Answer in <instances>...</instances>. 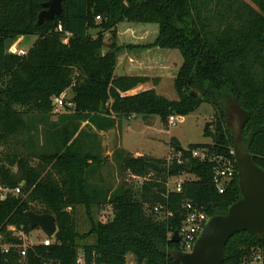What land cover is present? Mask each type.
<instances>
[{"label":"trees","instance_id":"16d2710c","mask_svg":"<svg viewBox=\"0 0 264 264\" xmlns=\"http://www.w3.org/2000/svg\"><path fill=\"white\" fill-rule=\"evenodd\" d=\"M46 1L0 0V185L20 191L0 199V235L5 242L21 243L8 227L26 234L34 230L28 226L27 210L54 215L57 232L50 245L34 244L23 259L0 252V264H74L77 240L87 237L75 231L73 211L77 204L89 212L91 203H100L101 191L87 182L91 163L100 160L75 150L78 125L61 131V145L40 155L33 152V143L26 148L23 141L28 115L50 113L53 98L70 87L74 118L88 120L98 130L115 125L111 115H158L165 122L173 114H190L204 102L217 110L204 129L206 135L213 130V143L182 149L187 158L183 164L167 166L165 159L113 152L121 169L153 176L137 192L118 186L104 201L112 206V220H92L88 235L94 242L83 246L88 258L95 253L107 264H125L128 254L134 264H179L170 255L179 245L168 235L180 230L184 203L197 205L211 218L225 214L241 197L237 174L220 194L213 184L216 163L192 159L188 152L207 149L237 166L225 126L230 98L248 112L242 145L264 170V0H63L61 14L38 25ZM123 21L158 25L155 41L140 47L179 51L182 64L173 79L176 100L153 88L125 94L141 85L155 86L159 79L114 75L116 55L125 49L115 46V26ZM108 32L113 40L106 45ZM22 36L36 40L25 55L9 53V46ZM172 145L180 144L173 140ZM182 174L193 178L182 183L181 192H167V178ZM155 206L162 209L154 212ZM161 212L165 220H156ZM224 252L223 264H252L257 254L264 264V235L238 233Z\"/></svg>","mask_w":264,"mask_h":264},{"label":"rangeland","instance_id":"374dc122","mask_svg":"<svg viewBox=\"0 0 264 264\" xmlns=\"http://www.w3.org/2000/svg\"><path fill=\"white\" fill-rule=\"evenodd\" d=\"M125 25L135 26L136 28H148V30L144 31L145 35L152 40L158 33V25L155 23H138V22H120V28ZM91 34H95V31H90ZM116 33V31H115ZM140 33L139 31L135 32L134 35ZM116 36V35H115ZM36 40L35 36H31V39L27 40V44L24 47L29 46V48L33 45ZM105 44L108 45L112 40L111 32L105 33ZM62 41L66 43L68 38H63ZM135 42V40H131ZM128 42V41H127ZM25 42L21 43L24 45ZM115 38V46L118 45ZM124 45L131 46L127 48L128 51L136 52L134 49V45L129 41L128 43H123ZM20 45V46H21ZM149 45V44H148ZM10 47V46H9ZM123 47V46H121ZM136 48V47H135ZM144 48V47H141ZM9 49V48H8ZM168 52L170 51L172 57L169 59V64L172 65L173 73L166 72L165 77L161 79L158 83L156 92L159 95L166 97L169 100H176L177 94L174 89L173 79H171L172 75H176L180 65L182 64V57L178 50L176 49H166ZM121 51V50H120ZM9 52V50H8ZM119 53V52H118ZM117 53V55H118ZM116 55V58H117ZM64 107L59 108L58 112H53V110L43 115L36 117L37 131H31L33 137L31 138L33 142V146L36 149L38 142L48 143V145L53 146L56 143L57 135L55 133L58 132V137H61V131H71L75 126L78 125L77 132L73 136V140L75 142L76 136L79 137L84 136L85 140L89 142L91 146L94 147V139L92 136H96L101 143L102 138L104 137L106 141V148L109 150H122L118 145L123 143V145L129 149H137L139 150V154H133V156H144V157H154L159 159H166L168 156L172 154L174 151V146L172 145L173 140H177L179 142V146L182 149L187 150L190 145H198V144H211L213 143V130L210 131L209 135L205 134V126L207 123H210L215 120L218 115L217 110L209 103L204 102L198 108H196L190 114L183 116V120L177 122L174 126H168L167 119L164 122V119L158 115H135L136 120H133L132 123L128 117H119V125L110 132L106 130L103 134L99 131H94L89 128L87 125L81 126V120H76L74 118L73 107L70 103V100L73 96L72 88L66 89L62 94ZM72 114L71 116L73 121L62 125L61 119H58L60 114ZM39 114V113H38ZM174 115V114H173ZM68 116V115H66ZM27 124V119L25 120ZM130 124H128V123ZM26 128L24 129L25 132ZM57 131V132H56ZM26 133H24L23 139H26ZM41 141V142H40ZM55 141V142H54ZM77 142H75V150H77ZM244 146V145H243ZM245 147V146H244ZM54 149V148H53ZM52 149V150H53ZM78 151V150H77ZM89 150L79 149V153H90ZM102 156V154H101ZM97 164V163H94ZM100 176L101 184L99 186V190L101 191L98 202L100 203H91L89 207V212L84 204H77L73 211L74 221H75V231L79 235H86L87 237L84 239H78L77 244L79 246L77 255L85 254V250L83 246L92 244L94 242V236L88 235L91 229V221L94 222H109L113 218V209L112 206L107 202H104L109 199V195L120 185L125 184V186L132 188L134 191H140L141 186L144 182L142 179H137L131 176L129 171H125L121 169L119 166L116 155L113 152L107 157H100ZM153 173L145 175L146 179L151 178ZM186 180L192 179L193 176L190 174L183 175ZM88 184L91 185V188H95L97 184L96 177H90L87 180ZM3 194L0 192V195ZM104 202V203H102ZM35 210H39L40 207L38 205H33ZM145 213L149 214V208L147 205L145 206ZM161 212L160 215L156 216V220H165L166 215ZM25 238L27 242H32L33 244H38L43 241V234L39 229H34L29 233H25ZM25 240V241H26ZM125 264H134V258L131 254L126 256Z\"/></svg>","mask_w":264,"mask_h":264},{"label":"water","instance_id":"95a60500","mask_svg":"<svg viewBox=\"0 0 264 264\" xmlns=\"http://www.w3.org/2000/svg\"><path fill=\"white\" fill-rule=\"evenodd\" d=\"M62 2L63 0L44 2L37 16V24L60 15ZM248 117V112L239 105L237 99L228 100L225 126L232 139L241 197L229 206L225 214L213 216L207 221L192 252H170L171 257L179 264H223L225 246L234 235L241 232H248L256 237L264 235V170L254 164L248 148L242 145V133ZM174 150L180 152L182 147L176 146ZM24 214L31 229H39L48 238L55 236L57 226L54 215L34 210H27ZM170 240L173 243L179 242L178 230L172 233Z\"/></svg>","mask_w":264,"mask_h":264},{"label":"crops","instance_id":"0c3cea01","mask_svg":"<svg viewBox=\"0 0 264 264\" xmlns=\"http://www.w3.org/2000/svg\"><path fill=\"white\" fill-rule=\"evenodd\" d=\"M120 23L117 24L115 26V31H116V40L117 42H119L118 45L123 46L125 49H122L121 51H119L117 58H116V66H115V70H114V75L116 76H145L148 78H158L159 81L158 83L161 81V79L163 77H165L166 72H174L172 68V65L169 64V59L172 57V55L170 54L171 52L167 51L166 49H162L159 47H146V48H141L140 46H147L148 44H152L157 35L152 39L149 40V38L145 35L144 31L148 30V28H136L135 26H131V25H125L122 28H120ZM139 31L140 33L136 34V36L134 35L135 32ZM158 34V33H157ZM31 39V36L28 37H19L18 39H16L11 45H13L14 47H16L17 49H22L27 51L29 49V46L24 47L27 44V40ZM131 40H135V42L131 41ZM130 41L132 44L134 45V49L136 50V52L133 51H128L126 50V45H124L123 43H128ZM24 43V45H21V43ZM10 45V46H11ZM21 45V46H20ZM136 47V48H135ZM129 48V47H128ZM181 66V65H180ZM180 68V67H179ZM179 70V69H178ZM178 72V71H177ZM174 74V73H173ZM177 75V73H176ZM176 75H172L171 79H174ZM158 83L155 86H150V85H141L138 88L129 91L127 93H125L126 95L129 94H134L137 93L139 91L145 90V89H149V88H153L155 91L157 90V86ZM64 107V105L62 106ZM60 107V108H62ZM59 111V108H58ZM57 111V112H58ZM41 114L38 113H32L29 114L27 117V124H26V130L24 133H26V139H23L24 143L27 144V146L29 147L33 142L31 140V138L33 137L31 134V131L33 132L36 128H37V123H36V117L40 116ZM68 115V116H66ZM72 114H60V116H58V119H61L62 121V125L69 123L71 121H73L72 119ZM135 115H132L130 118H128V120H130V122L132 123L133 120H136ZM110 118L115 120V125L108 129L107 132H110L111 130H113V128L117 127L119 125V119L118 117H115L114 115H111ZM128 123V122H127ZM130 124V123H128ZM87 125L89 128L93 129L94 131H99L101 134H103L106 130H98L95 125H93L92 123H90L88 120H83L81 121V126ZM38 130V128H37ZM35 130V131H37ZM57 132V131H56ZM57 135V137H55L56 139V143L50 147V145H48V143H44L41 142L37 144V148L35 149L34 147V153L36 155H40L46 152H50L53 151L54 149H56L59 145H61V141H62V137H58V132L55 133ZM92 138L94 139V147L91 146L89 144L88 141L85 140L84 136H76L75 142H77V150L79 151V149L82 150H89L88 152L93 153V155H95L96 157L99 158H104L107 157L108 155H110L112 152H114V149H107L106 148V141L104 139V137L102 138L101 143L99 142L98 138L94 135L92 136ZM55 142V141H54ZM119 148H121L123 151L131 154H139V150L137 149H129L127 147H125L123 145V143H120V145H118ZM54 148V149H53ZM53 149V150H52ZM29 151L28 152H32ZM102 154V156H101ZM37 159L33 156L32 157V163H36ZM100 161L97 164L91 163L90 165V169L91 172L89 174V177H96L97 180V186L94 189H98L99 190V186H100V182H101V177L100 176ZM100 191V190H99Z\"/></svg>","mask_w":264,"mask_h":264},{"label":"built area","instance_id":"2783aa9c","mask_svg":"<svg viewBox=\"0 0 264 264\" xmlns=\"http://www.w3.org/2000/svg\"><path fill=\"white\" fill-rule=\"evenodd\" d=\"M58 31H61V27H58ZM66 36L68 34L66 33ZM9 53L25 55L26 51L22 49H17L13 45L9 47ZM64 105L62 95L53 98V112H57L58 108ZM183 120L182 116L170 115L167 117L168 126H174L177 122ZM190 158L199 159L201 161H213L216 163V166L213 168V184L217 191L221 194L224 192L226 185L234 178L237 174V166L234 164L233 160L228 157H217L212 156L207 149L197 148L188 151ZM233 155V152H230ZM166 165H172L173 163L180 165L187 161V158L183 154L177 151H173L170 156L166 159ZM235 161V160H234ZM132 177L137 179H142L143 181L149 180L144 176H138L130 173ZM182 175L171 176L167 178L165 182V187L167 192H181L182 183L186 180ZM0 192L3 194L0 195V199H5L8 193L18 194L19 188L9 189L0 185ZM183 208L186 211V216L182 222L181 228L179 230V245L178 251L184 253H190L193 250L194 244L198 239L202 229L204 228L207 221L210 219L208 215L202 211L200 207L194 205L191 202H185ZM162 209L161 206H155L153 208L154 212H159ZM8 229L13 232V235L16 236L21 243H8L5 242L3 237L0 235V252L3 254H9L10 252L16 253L20 258H24L29 249L34 245L32 242H27L25 238V233L23 231H18L13 226H9ZM172 233L168 236L171 238ZM26 240V241H25ZM52 243V239L43 235V241L41 244L48 246ZM74 264H107L106 262H100L97 260L95 253L88 258L84 253L79 254L76 257ZM252 264H261V256L257 254Z\"/></svg>","mask_w":264,"mask_h":264}]
</instances>
